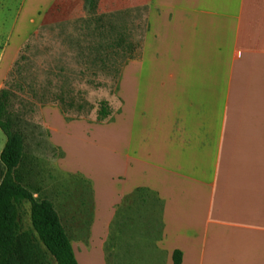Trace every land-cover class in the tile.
<instances>
[{"label": "crops", "instance_id": "0c3cea01", "mask_svg": "<svg viewBox=\"0 0 264 264\" xmlns=\"http://www.w3.org/2000/svg\"><path fill=\"white\" fill-rule=\"evenodd\" d=\"M32 1L30 30L139 14L122 107L60 142L92 193L57 212L77 264H264V0Z\"/></svg>", "mask_w": 264, "mask_h": 264}, {"label": "rangeland", "instance_id": "374dc122", "mask_svg": "<svg viewBox=\"0 0 264 264\" xmlns=\"http://www.w3.org/2000/svg\"><path fill=\"white\" fill-rule=\"evenodd\" d=\"M32 3L0 0V89L10 92L9 109L24 138L18 169L22 184L34 197L49 200L66 222L68 209L80 208L68 205L90 202L92 193L88 181L65 169V151L60 142L65 138L76 158L77 142L72 133L67 136V127L81 123L92 128L97 124L96 111L102 100L110 104L112 111L122 107L118 78L126 60L131 59L126 58V29L136 41L139 14L114 12L40 24L30 30L27 15L32 13ZM111 27L122 30L124 44L99 53V43L116 37ZM22 35L27 36L18 40ZM100 58H105V64ZM4 143L0 131V150ZM19 215L22 229L29 230L28 203L22 204ZM135 255L128 254L125 261H140L141 256ZM108 262L114 263L112 255H108ZM50 263L54 264L51 258Z\"/></svg>", "mask_w": 264, "mask_h": 264}, {"label": "trees", "instance_id": "16d2710c", "mask_svg": "<svg viewBox=\"0 0 264 264\" xmlns=\"http://www.w3.org/2000/svg\"><path fill=\"white\" fill-rule=\"evenodd\" d=\"M100 22L101 18H96ZM115 39L99 43L100 52L121 48L122 30L113 29ZM102 30V29H101ZM123 43V44H122ZM105 64V58H100ZM100 61V60H99ZM10 92L0 89V131L5 143L0 150V264H77L68 239L54 209L47 199L34 197L22 184L19 166L23 157L24 138L10 112ZM112 108L106 100L98 104L95 122L107 121ZM29 204V230L21 227L19 209ZM173 264L180 263V253L174 252Z\"/></svg>", "mask_w": 264, "mask_h": 264}]
</instances>
